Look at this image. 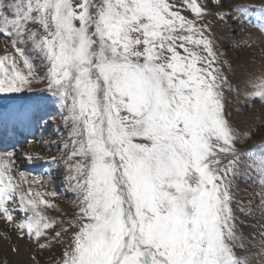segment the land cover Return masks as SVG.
Listing matches in <instances>:
<instances>
[{"label": "snow or ice", "instance_id": "obj_1", "mask_svg": "<svg viewBox=\"0 0 264 264\" xmlns=\"http://www.w3.org/2000/svg\"><path fill=\"white\" fill-rule=\"evenodd\" d=\"M225 29L244 34L248 64L222 50ZM0 35V95L46 93L57 111L22 106L0 127L60 120L57 139L40 140L59 158L0 151L11 253L264 264V0H0ZM43 164L64 165L71 216L46 187L53 172L36 174ZM239 182L255 188L247 201Z\"/></svg>", "mask_w": 264, "mask_h": 264}, {"label": "rangeland", "instance_id": "obj_2", "mask_svg": "<svg viewBox=\"0 0 264 264\" xmlns=\"http://www.w3.org/2000/svg\"><path fill=\"white\" fill-rule=\"evenodd\" d=\"M223 44V49L228 53V57L233 60L234 65L239 67L244 64H248L249 59L252 55V48H239L235 46L236 40H241L244 34L234 35L225 29L223 32L218 33ZM4 37L0 35V45L4 42ZM259 47H264V45L258 46L255 51L257 53V65L261 62V57L259 53ZM2 53V49H0ZM42 87V86H38ZM46 93L35 92V93H24L20 95L13 94L12 97H6L0 95V115L7 118L8 115L15 109H19L22 106H30L35 104H40L42 106L47 105L46 111L50 112L52 115H57V111L51 102L46 98ZM243 102V101H241ZM261 107L259 103H256L255 108L252 109L254 112L257 108ZM60 124V120L57 119L55 124L49 123L43 129L38 123H31L29 125H20L15 129L11 125L5 127H0V151L11 150L16 148L19 152L30 153V154H39L45 158L57 157L59 158L60 153L55 149L45 148L40 140L41 137L44 140H56V127ZM31 129V130H30ZM35 129V130H34ZM11 130L13 131L11 135ZM36 133L34 137H27L26 133ZM32 133V134H33ZM43 134V135H42ZM13 139L10 141L9 139ZM21 168H24L28 171H33L30 165L26 160H19L17 162ZM51 171L55 175V179L51 185H46L48 188H54L57 190L58 195L55 197L56 203L60 205L61 209L64 212L68 213L69 216L76 210L72 206V202L75 199L74 195L69 190V186L66 183H62L64 179V165L63 164H43L40 167L35 169L36 174L44 175L46 172ZM46 178V177H45ZM239 187L241 189L239 195L243 197L246 201L250 199L248 193L255 191L253 186H250L247 183L239 182ZM247 189V192L243 191ZM52 215L59 216L60 213L53 212L49 210ZM4 231L3 222L0 221V264L4 259L5 253L7 252L8 258L11 261V264H32V261L26 251H22L19 255L13 254L10 252V246L12 241H7L2 235ZM15 238V234L12 233ZM24 249H28L29 244L27 241L21 242ZM55 255L53 260H55L60 255L59 246L54 249ZM42 264H52V261H42Z\"/></svg>", "mask_w": 264, "mask_h": 264}, {"label": "bare ground", "instance_id": "obj_3", "mask_svg": "<svg viewBox=\"0 0 264 264\" xmlns=\"http://www.w3.org/2000/svg\"><path fill=\"white\" fill-rule=\"evenodd\" d=\"M30 130H31V129H30ZM34 130H35V129H34ZM12 133H13V131L11 130V135H12ZM32 133H33V132H32ZM32 133H30V131H28V133H26V136H27V137H30V138H31V137H34V136L36 135V133H33V134H32ZM9 140L12 141L13 139L10 138Z\"/></svg>", "mask_w": 264, "mask_h": 264}]
</instances>
